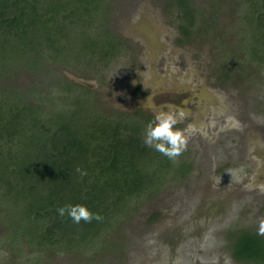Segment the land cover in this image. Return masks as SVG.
I'll return each instance as SVG.
<instances>
[{"label":"rangeland","instance_id":"obj_1","mask_svg":"<svg viewBox=\"0 0 264 264\" xmlns=\"http://www.w3.org/2000/svg\"><path fill=\"white\" fill-rule=\"evenodd\" d=\"M190 1L204 21L183 44L173 0H110L107 28L128 47L105 70L90 72L65 51L76 65L50 64L49 74L44 61L21 52L0 72V103L17 101L16 91L29 88L55 98L60 83H75L95 90L108 110L149 113L153 126L159 113L175 114L174 130L187 141L164 183L122 204L99 239L70 252L18 244L20 234L31 236L32 224L20 199L0 184V264H240L228 235L258 233L264 219V66L250 61L256 28L246 24L240 0ZM203 23L209 28L200 29ZM82 33L65 31L69 40L85 38ZM222 67L228 82L219 78ZM21 140L23 150L33 151V139ZM15 153L24 157L20 146ZM177 163L191 165L184 178L176 176Z\"/></svg>","mask_w":264,"mask_h":264},{"label":"trees","instance_id":"obj_2","mask_svg":"<svg viewBox=\"0 0 264 264\" xmlns=\"http://www.w3.org/2000/svg\"><path fill=\"white\" fill-rule=\"evenodd\" d=\"M240 1L246 24L256 28L248 47L250 61L264 66V0ZM109 2L0 0V72L9 71L21 52L38 57L48 70L50 64L78 63L90 72L105 70L128 47L107 28ZM172 4L181 36L177 43L191 41L198 32L197 22L204 20L190 0ZM71 28H80L85 38L69 40L65 31ZM65 51L76 64L66 60ZM219 70L220 80L230 81V72ZM57 87L62 93L55 98L29 88L27 93L16 91L17 101L0 103V184L20 199L22 214L32 224L31 236L20 234L18 244L70 252L99 239L120 216L122 204L147 194L162 178L164 183L172 160L144 142L148 125L154 122L149 113L101 107L91 87L65 82ZM21 137L33 139L28 143L33 151L23 150ZM18 146L23 158L15 153ZM177 165L176 176L184 178L190 164ZM69 204L85 205L102 220L73 223L67 214L61 217L57 212ZM228 239L236 263L264 264V236L241 229L232 231Z\"/></svg>","mask_w":264,"mask_h":264},{"label":"clouds","instance_id":"obj_3","mask_svg":"<svg viewBox=\"0 0 264 264\" xmlns=\"http://www.w3.org/2000/svg\"><path fill=\"white\" fill-rule=\"evenodd\" d=\"M183 116V113H180ZM175 114L161 112L155 117V125L149 124L146 132L145 144L155 148L171 160L178 158L186 150L187 141L181 130H174L177 124ZM81 175H86L79 168ZM58 214L63 217L65 214L73 221L79 224L82 220L91 223L93 220L100 221L102 217L98 213L91 212L85 205H65L57 209ZM258 234L264 236V219L259 221Z\"/></svg>","mask_w":264,"mask_h":264},{"label":"flooded vegetation","instance_id":"obj_4","mask_svg":"<svg viewBox=\"0 0 264 264\" xmlns=\"http://www.w3.org/2000/svg\"><path fill=\"white\" fill-rule=\"evenodd\" d=\"M177 35H178L179 38H181V36L179 35L178 31H177ZM176 128H177V129H182L183 126H182V124H179V125L176 126ZM187 164L189 165L190 163H186V165H187ZM190 166H191V165H190ZM232 259H233V258H232Z\"/></svg>","mask_w":264,"mask_h":264}]
</instances>
